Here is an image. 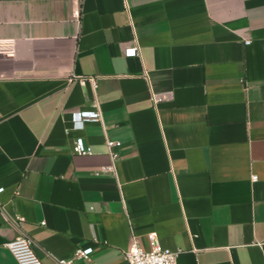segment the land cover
Here are the masks:
<instances>
[{
    "label": "crops",
    "instance_id": "0c3cea01",
    "mask_svg": "<svg viewBox=\"0 0 264 264\" xmlns=\"http://www.w3.org/2000/svg\"><path fill=\"white\" fill-rule=\"evenodd\" d=\"M0 189V264H264V0H0Z\"/></svg>",
    "mask_w": 264,
    "mask_h": 264
},
{
    "label": "built area",
    "instance_id": "2783aa9c",
    "mask_svg": "<svg viewBox=\"0 0 264 264\" xmlns=\"http://www.w3.org/2000/svg\"><path fill=\"white\" fill-rule=\"evenodd\" d=\"M125 56L134 57L137 54L136 48H130L125 51ZM93 83V80L90 79ZM94 84V83H93ZM101 121V111L97 101L91 105L89 111H76L71 115V122L74 128L81 129L85 123H98ZM106 145L109 150V155L112 161V166L107 170H112L113 165L118 159V155L113 151L114 148L120 147L121 143L118 141L107 140ZM72 153L76 155H88L91 153L90 148L86 147L80 138L76 139L72 145ZM255 181L256 177L253 176ZM1 192V189H0ZM22 221V218H17ZM149 249L143 250L137 244V240L133 237L130 247L124 251V264H177V252L170 251L163 248L157 240L154 233L148 235ZM5 247L12 254L18 264H41L40 259L34 252V243L28 236L19 237L5 244ZM92 248L77 249L74 257L78 259H90ZM70 261L57 260V264H69Z\"/></svg>",
    "mask_w": 264,
    "mask_h": 264
}]
</instances>
